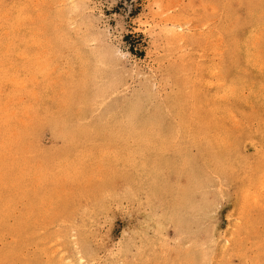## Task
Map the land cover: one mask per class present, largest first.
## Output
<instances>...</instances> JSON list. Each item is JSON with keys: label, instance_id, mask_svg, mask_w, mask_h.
<instances>
[{"label": "rangeland", "instance_id": "1", "mask_svg": "<svg viewBox=\"0 0 264 264\" xmlns=\"http://www.w3.org/2000/svg\"><path fill=\"white\" fill-rule=\"evenodd\" d=\"M0 149V264H264V0H0Z\"/></svg>", "mask_w": 264, "mask_h": 264}, {"label": "bare ground", "instance_id": "2", "mask_svg": "<svg viewBox=\"0 0 264 264\" xmlns=\"http://www.w3.org/2000/svg\"><path fill=\"white\" fill-rule=\"evenodd\" d=\"M47 3H49V2H47ZM15 6H16V5H15ZM256 13H257V11H256ZM246 16H247V15H246ZM248 16L251 17V14L248 15ZM53 17H55V16H53ZM250 17H249V18H250ZM252 17H253V16H252ZM247 18H248V17H247ZM249 18H248V19H249ZM43 19H44V18H43ZM253 20H255V19H253ZM251 21H252V19H251ZM254 23H255V22H254ZM20 25H21V24H20ZM24 25H25V23H24ZM250 27H251V26H250ZM36 32H37V31H36ZM236 34H238V33L236 32ZM6 35H7V34H6ZM230 35H231V34H230ZM230 35H229V36H230ZM23 36H24V35H23ZM231 36H232V35H231ZM15 37H17V36H15ZM56 37H57V36H56ZM11 38H12V37H11ZM8 39H9V38H8ZM16 39H17V38H16ZM26 39H27V37H26ZM31 39H32V38H31ZM239 39H240V38H239ZM24 40H25V38H24ZM238 41H239V40H238ZM240 41H241V39H240ZM5 42H6V41H5ZM10 42H11V40H10ZM14 42H15V41H14ZM25 42H26V41H25ZM22 43H23V42H22ZM41 43H42V42H41ZM235 43H237V42H235ZM238 43H239V42H238ZM18 44H19V43H18ZM42 44H43V43H42ZM51 44H52V43H51ZM46 45H47V43H46ZM46 45H45V46H46ZM48 45H49V44H48ZM236 45H237V44H236ZM238 45H239V44H238ZM238 45H237V46H238ZM13 46H14V45H13ZM252 46H253V45H252ZM50 48H51V47H50ZM69 48H70V47H69ZM237 48H238V47H237ZM238 49H239V48H238ZM9 51H10V50H9ZM46 51H47V50H46ZM51 51H52V50H51ZM236 53H237V52H236ZM236 55H237V54H236ZM80 56H81V55H80ZM237 56H239V53H238ZM42 57H43V56H42ZM46 57H48V56H46ZM232 57H233V56H232ZM82 58H83V57H82ZM239 58L241 59V57H239ZM42 59L44 60L45 57L42 58ZM83 59H84V58H83ZM79 60H81V57H80ZM241 60H242V59H241ZM37 61H38V63H39V59H38ZM242 61H243V60H242ZM242 61H241V62H242ZM45 62H46V61H45ZM82 62H84V60H83ZM33 64H34V63H33ZM41 64H43V62H42ZM36 65H37V64H36ZM36 65H35V67H36ZM43 66H44V65H43ZM243 66H244V65H243ZM80 67H81V66H80ZM46 68H47V67H46ZM49 68H50V67H49ZM41 69H42V67H41ZM41 69H40V70H41ZM40 70H39V71H40ZM232 71H234V70H232ZM47 72H48V71H47ZM78 72H79V71H78ZM86 72H87V71H86ZM229 72L231 73V71H229ZM49 73H50V72H49ZM82 73H83V72H82ZM233 73H234V72H233ZM78 74H81V72H79ZM34 75H35V74H34ZM54 75H55V74H54ZM74 75H76L75 72H74ZM228 75H229V74H228ZM46 76H47V75H46ZM56 76H58V75H56ZM77 76H78V75H77ZM81 76H82V75H81ZM229 76H232V75H229ZM54 77H55V76H54ZM74 77H75V76H74ZM233 78H234V76H233ZM233 78H232V79H233ZM28 79H29V78H28ZM229 79H231V78H229ZM232 79H231V80H232ZM35 80H36V79H35ZM38 80H39V79H38ZM59 80H60V79H59ZM59 80H58V81H59ZM74 80H75V79H74ZM78 80H79V78H78ZM227 80H228V79H227ZM51 81L53 82V80H51ZM51 81H50V82H51ZM39 83H40V81L38 82V86L40 85ZM41 83H42V82H41ZM43 83H44V82H43ZM54 83H55V82H53V84H54ZM58 83H59V82H57V84H58ZM24 84H25V83H24ZM47 84H48V83H47ZM42 85H44V84H42ZM48 85H49V84H48ZM51 85H52V84H51ZM92 85H93V84H92ZM55 86H56V83H55ZM55 86H54V87H55ZM39 87H42V86H39ZM44 87H45V85H44ZM44 87H43V88H44ZM57 87H58V86H57ZM62 87H63V86H61L60 89H62ZM182 87H183V86H182ZM37 88H38V87H37ZM50 88H51V87H50ZM55 88H56V87H55ZM70 88H71V87H70ZM56 89H57V88H56ZM60 89H59V90H60ZM66 89H67V88H66ZM77 89H78V88H77ZM38 90H39V89H38ZM40 90H41V89H40ZM45 90H46V89H45ZM57 90H58V89H57ZM57 90H56V91H57ZM59 90H58V91H59ZM60 91H61V90H60ZM65 91H66V90H65ZM85 91H86V90H85ZM62 92H64V91L62 90ZM58 93H60V92H58ZM36 94H37V93H36ZM60 94H61V93H60ZM62 94L64 95L65 93H62ZM98 94H99V93H98ZM221 94H222V93H221ZM51 95H52V94H51ZM57 95H58V94H57ZM65 95H66V94H65ZM65 95H64V96H65ZM38 96H39V94H38ZM49 96H50V95H49ZM55 96H56V95H55ZM58 96L61 97L62 95H58ZM59 97H57V98H59ZM41 98H43V97H41ZM41 98H40V100H41ZM61 98H62V97H61ZM44 99H46V96L43 98V100H44ZM68 99H69V98H68ZM76 99H78L77 96H76ZM36 100H37V99H36ZM53 100H55V99H53ZM60 100H61V99H60ZM62 100H63V99H62ZM64 100L66 101V99H64ZM99 100H100V99H99ZM102 100H103V99H101V101H102ZM50 101H51V100H50ZM58 101H59V100H56V103H57ZM78 101H79V100H78ZM85 101H86V100H85ZM96 101H97V100H96ZM41 102H43V101H41ZM53 102H54V101H53ZM75 102H76V101H75ZM51 103H52V102H51ZM59 103H60V101L58 102V104H59ZM65 103H68V102L66 101ZM77 103L79 104V102H77ZM44 104H46V103H44ZM74 104H75V103H74ZM62 105H64V103H63ZM62 105H61V103H60V106H61V107H63ZM82 105H83V104H82ZM159 105H160V104H159ZM163 105H164V104H163ZM56 106H58V105H56ZM175 106H176V105H175ZM214 106H215V105H214ZM32 107H35V106H32ZM40 107H42V104H41ZM48 107H49V106H47L46 108L48 109ZM61 107H60L59 109H61ZM78 107H79V106H78ZM171 107H172V106H171ZM171 107L169 108V110L171 109ZM190 107H191V106H190ZM55 108H57V107H55ZM74 108H75V107H74ZM81 108H82V106H80V109H81ZM83 108H84V107H83ZM37 109H38V108H37ZM44 109H45V107H44ZM47 109H45V110H46L45 112H47ZM64 109H66V108H64ZM161 109H162V108H161ZM189 109H190V108H189ZM41 110H43V109H41ZM41 110H40V111H41ZM49 110H50V109H49ZM132 110H133V108H132ZM136 110H137V109H136ZM136 110H135V111H136ZM169 110H168V111H169ZM53 111H54V114L57 112V110H53ZM76 111H78V110H76ZM80 111H81V110H80ZM80 111H78V114H79ZM176 111H177V110H176ZM60 112H63V111H60ZM128 112H129V109H128ZM131 112H132V111H131ZM4 113H6V112H4ZM36 113H37V112H36ZM125 113H126V112H125ZM194 113H195V112H194ZM73 114H75V111H74ZM112 114H113V113H112ZM133 114H134V113H133ZM139 114H140V113H139ZM47 115H48V114H47ZM135 115H136V114H135ZM170 115H171V114H170ZM192 115H193V114H192ZM195 115H196V114H195ZM56 116H57V115H56ZM60 116H61V115H60ZM132 116H133V115H132ZM175 116H176V115H175ZM3 117H4V116H3ZM52 117H53V116H52ZM126 117H127V116H126ZM128 117H129V116H128ZM135 117H137V115H136ZM135 117H134V118H135ZM180 117H181V116H180ZM188 117H189V116H188ZM131 118H132V117H131ZM2 119H3V118H2ZM13 119H14V118H13ZM78 119H79V118H78ZM123 119H124V117H123ZM129 119H130V118H129ZM112 120H113V119H112ZM133 120H134V119H133ZM199 120H200V119H199ZM199 120H198V121H199ZM8 121H9V120H8ZM76 121H77V118H76ZM80 121H81V119H80ZM114 121H115V120H114ZM124 121H125V120H124ZM128 121H129V120H128ZM128 121H127V122H128ZM27 122H28V121H27ZM104 122H105V121H104ZM190 122H191V121H190ZM16 123H17V122H16ZM23 123H24V122H23ZM76 123H77V122H76ZM76 123H75V126H76ZM121 123H122V122H121ZM172 123H173V122H172ZM244 123H245V122H244ZM81 124H82V123H81ZM173 124H174V123H173ZM199 124H201V123H199ZM203 124H204V123H203ZM120 125H121V124H120ZM147 125H148V124H147ZM177 125H178V124H177ZM93 126H94V125H93ZM93 126H92V127H93ZM100 126H101V125H100ZM123 126H125V125H123ZM192 126H193V125H192ZM15 127H16V126H15ZM18 127H19V126H18ZM58 127H60V125H59ZM77 127H78V126H77ZM77 127H76V128H77ZM176 127H177V126H176ZM179 127H180V126H179ZM21 128H22V127H21ZM30 128H31V127H30ZM120 128H121V127H120ZM189 128H190V127H189ZM216 128L218 129V127H216ZM4 129H5V128H4ZM18 129H20V128H18ZM92 129H93V128H92ZM92 129H91V130H92ZM117 129H118V127H117ZM117 129H116V130H117ZM214 129H215V128H214ZM74 130H76V129H74ZM12 131H13V130H12ZM84 131H85V130H84ZM86 131L89 132V130H86ZM132 131H133V130H132ZM141 131H142V130H141ZM149 131H150V130H149ZM208 131H209V130H208ZM214 131H216V129H215ZM218 131H219V130H218ZM260 131H261V130H260ZM75 132H76V131H75ZM81 132L83 133V131H81ZM106 132H107V131H106ZM126 132H127V131H126ZM137 132H138V131H137ZM145 132H146V131H145ZM195 132H196V131H195ZM200 132H201V131H200ZM9 133H10V132H9ZM78 133H79V132H78ZM86 133H87V132H86ZM161 133H162V132H161ZM161 133H160V135H161ZM7 134H8V133H7ZM26 134H27V131H26ZM134 134H135V133H134ZM218 134H219V133H218ZM218 134H217V135H218ZM125 135H127V134L125 133ZM131 135H132V134H131ZM170 135H171V134H170ZM182 135H183V134H182ZM201 135H202V134H201ZM219 135H220V134H219ZM135 136H136V135H135ZM176 136H177V135H176ZM191 136H192V135H191ZM199 136H200V135H199ZM221 136H222V135H221ZM8 137H9V136H8ZM13 137H14V136H13ZM13 137H12V138H13ZM82 137H83V136H82ZM82 137H81V139H83ZM160 137H161V136H160ZM178 137H179V136H178ZM184 137H185V136H184ZM196 137H197V136H196ZM241 137H242V136H241ZM241 137H240V138H241ZM136 138H137V137H136ZM138 138H139V137H138ZM138 138H137V139H138ZM148 138H150V137H148ZM168 138H169V137H168ZM192 138H193V137H192ZM216 138H217V137H216ZM221 138H223V137H221ZM226 138H227V136H226ZM240 138H238V139L240 140ZM242 138H243V137H242ZM159 139H160V138H159ZM187 139H188V138H187ZM190 139H191V138H190ZM32 140H33V139H32ZM69 140H70V139H69ZM139 140H141V139H138V141H139ZM155 140H156V139H155ZM155 140H154V141H155ZM160 140H161V139H160ZM180 140H181V139H180ZM183 140H184V138H183ZM220 140H221V139H220ZM227 140H228V139H227ZM234 140H235V139H234ZM234 140H233V141H234ZM239 140H238V141H239ZM243 140H245V138H244ZM246 140H247V139H246ZM246 140H245V141H246ZM6 141H7V140H6ZM6 141H5V142H6ZM9 141H10V140H9ZM9 141H8V142H9ZM14 141H15V140H14ZM71 141H72V140H71ZM156 141H157V140H156ZM228 141H229V140H228ZM240 141H241V140H240ZM249 141H250V140H249ZM157 142H158V141H157ZM183 142H184V141H183ZM186 142H187V141H186ZM195 142H196V141H195ZM221 142H223V141H221ZM69 143H70V142H69ZM138 143H139V142H138ZM165 143H166V142H165ZM218 143H219V142H217V144H218ZM232 143H233V142H232ZM235 143H237V142H235ZM158 144H159V143H158ZM215 144H216V143H215ZM233 144H234V143H233ZM30 145H31V144H30ZM80 145H81V144H80ZM87 145H88V144H87ZM154 145H155V144H154ZM194 145H195V144H194ZM205 145H206V144H205ZM208 145H209V144H208ZM210 145H211V144H210ZM219 145H220V144H218V146H219ZM225 145H227V144H224L223 146H225ZM141 146H142V145H141ZM145 146H146V145H145ZM156 146H159V145H156ZM171 146H172V145H171ZM185 146H186V145H185ZM185 146H184V147H185ZM229 146H230V145H229ZM229 146H228V147H229ZM237 146H238V145H237ZM132 147H133V146H132ZM161 147H163V146H161ZM174 147H175V146H174ZM187 147H188V146H187ZM192 147H193V145H192ZM202 147H203V146H202ZM205 147H206V146H205ZM228 147H227L226 149H228ZM7 148H8V147H7ZM169 148H170V147H169ZM207 148H208V147H207ZM219 148H220V147H219ZM222 148H224V147H222ZM230 148H231V146H230ZM170 149H171V148H170ZM170 149H169V151H170ZM179 149H180V148H179ZM181 149H182V147H181ZM204 149H205V148H204ZM208 149H209V148H208ZM232 149H233V148H232ZM232 149H231V150H232ZM0 150H1V149H0ZM159 150H160V149H159ZM163 150H164V149H163ZM222 150H223V149H222ZM222 150H218V151H219V152H222ZM35 151H36V150H35ZM144 151H145V150H144ZM151 151H152V150H151ZM186 151H187V150H186ZM205 151H207V149H206ZM205 151H204V152H205ZM224 151H225V149H224ZM138 152H139V151H138ZM141 152H142V150H141ZM145 152H146V151H145ZM165 152H166V151H165ZM207 152H208V151H207ZM207 152H206V153H207ZM209 152H211V151H209ZM226 152H227V151H226ZM226 152H224V153H226ZM235 152H236V151H235ZM162 153L164 154V151H163ZM167 153H168V151H167ZM170 153H171V152H170ZM212 153H213V152H212ZM127 154H128V153H127ZM165 154H166V153H165ZM132 155H133V153L131 154L130 158H133ZM137 155H138V154H137ZM166 155H167V154H166ZM228 155H229V154H228ZM230 155H231V154H230ZM21 156H22V155H21ZM86 156H87V155H86ZM163 156H165V155H163ZM12 157H13V156H12ZM12 157H11V158H12ZM83 157H84V156H83ZM160 157H161V156H160ZM160 157H159V158H160ZM205 157H206V156H205ZM239 157H240V156H239ZM3 158H4V157H3ZM3 158H2V159H3ZM9 158H10V157H9ZM130 158H129V159H130ZM155 158H156V157H155ZM200 158H201V157H200ZM228 158H229V157H228ZM237 158H238V157H237ZM24 159H25V158H24ZM79 159H80V158H79ZM119 159H122V158H119ZM119 159H118V161H120ZM137 159H138V158H137ZM145 159H146V158H145ZM241 159H242V158H240V161H241ZM20 160H21V159H20ZM74 160H75V159H74ZM125 160H127V159H125ZM132 160L135 161V158L132 159ZM211 160H212V159H211ZM226 160H227V159H226ZM242 160H243V159H242ZM11 161H12V160H11ZM75 161H76V160H75ZM75 161H74V162H75ZM82 161H83V160H82ZM121 161H122V160H121ZM134 161H133V163L136 164V162H134ZM236 161H239V160H236ZM116 162H117V161H116ZM116 162H115V163H116ZM126 162L129 163L130 160H129V161H126ZM126 162H124V163H126ZM178 162H179V161H178ZM233 162H234V161H233ZM233 162H231V164H232ZM9 163H11V162H9ZM12 163H13V161H12ZM69 163H70V162H69ZM120 163L123 164V161L120 162ZM131 163H132V162H131ZM133 163H132V164H133ZM214 163H215V162H214ZM227 163H228V162H227ZM236 163H238V162H236ZM14 164H15V163H14ZM87 164H88V163H87ZM129 164H130V163H129ZM132 164H130V166H131ZM194 164H195V163H194ZM225 164H226V163H225ZM231 164H230V165H231ZM20 165H21V164H20ZM91 165H92V164H91ZM133 165H134V164H133ZM133 165H132V167H133ZM205 165H206V164H205ZM232 165H233V164H232ZM237 165H238V164H237ZM71 166H72V165H71ZM121 166H122V165H121ZM121 166H119V167H121ZM125 166H126V165H125ZM135 166H137V165H135ZM135 166H134V167H135ZM141 166H142V165H141ZM164 166H165V165H164ZM171 166H172V165H171ZM203 166H204V165H203ZM239 166H240V165H239ZM68 167H69V166H68ZM68 167H67V168H68ZM89 167H90V166H89ZM128 167H129V166H128ZM143 167H144V166H143ZM153 167H154V165H153ZM229 167H230V166H229ZM237 167H238V166H237ZM237 167H236V168H237ZM249 167H250V166H249ZM3 168H4V167H3ZM5 168H6V167H5ZM74 168H76V167H74ZM136 168H137V167H136ZM138 168H140V167H138ZM138 168H137V169H138ZM155 168H156V166H155ZM176 168H177V167H176ZM184 168H185V167H184ZM0 169H1V168H0ZM59 169H61V168H59ZM64 169H65V168H64ZM77 169H78V167H77ZM124 169H125V168H124ZM134 169H135V168H133V170H134ZM145 169H146V168H145ZM145 169H143V170H145ZM152 169H153V168H152ZM165 169H166V168H165ZM227 169H228V168H227ZM23 170H24V169H23ZM125 170H126V169H125ZM155 170H156V169H155ZM250 170H251V169H250ZM258 170L261 171L260 168H259ZM62 171H63V172H61V173H65L64 170H62ZM71 171H72V170H71ZM80 171H81V170H80ZM83 171H84V170H83ZM134 171H135V170H134ZM136 171H137V170H136ZM146 171H147V172H146ZM148 171H149V170L146 169V170L143 171V172L149 173ZM152 171H153V170H152ZM163 171H164V170H163ZM260 171H259V173H260ZM58 172H59V171H58ZM140 172H141V171H139V173H140ZM154 172H155V171H154ZM159 172H160V171H159ZM59 173H60V172H59ZM146 173H145V174H146ZM156 173H157V172H156ZM164 173H165V172H164ZM181 173H182V172H181ZM239 173H240V172H239ZM239 173H238V174H239ZM259 173H258V171H257V174H259ZM16 174H17V173H16ZM20 174H21V173H20ZM143 174H144V173H143ZM150 174H151V173H150ZM150 174H148V175H150ZM225 174H226V172H225ZM254 174H255V173H254ZM62 175H63V174H62ZM70 175H71V174H70ZM77 175H78V174H77ZM79 175H80V174H79ZM81 175H82V174H81ZM151 175H152V174H151ZM172 175H173V174H172ZM240 175H241V174H240ZM60 176H61V175H60ZM145 176H146V175H145ZM53 177H55V175H54ZM72 177H73V176H72ZM78 177H79V176H78ZM142 177H143V176H142ZM13 178H14V177H13ZM69 178H70V177H69ZM76 178H77V177H76ZM137 178H138V177H137ZM144 178H145V177H144ZM146 178H147V177H146ZM146 178H145V180H146ZM244 178H245V177H244ZM5 179H6V178H5ZM31 179H32V177H31ZM61 179H62V178H61ZM121 179H122V178H121ZM159 179H160V178H159ZM246 179H247V178H246ZM72 180H73V178H72ZM79 180H80V179H79ZM129 180H130V179H129ZM138 180H139V178H138ZM140 180H141V178H140ZM147 180H148V179H147ZM15 181H16V180H15ZM15 181H14V182H15ZM55 181H56V180H55ZM58 181H59V180H58ZM67 181H68V180H67ZM67 181H65V182H67ZM70 181H71V180H70ZM76 181H77V180H76ZM137 182H138V181H137ZM140 182H141V181H140ZM157 182H158V181H157ZM61 183H62V182H61ZM142 183H143V182H142ZM145 183H146V182H145ZM145 183H143V184L145 185ZM150 183H151V182H150ZM150 183H149V184H150ZM14 184H16V183H14ZM39 184H40V183H39ZM55 184H56V183H55ZM76 184H77V183H76ZM197 184H198V183H197ZM10 185H11V184H10ZM12 185H13V184H12ZM37 185H38V184H37ZM73 185H74V184H73ZM79 185H80V184H79ZM81 185H82V184H81ZM138 185H139V184H138ZM146 185H147V184H146ZM153 185H154V184H153ZM255 185H256V184H255ZM60 186H62V185H60ZM60 186H59V187H60ZM86 186H87V185H86ZM151 186H152V184H151ZM247 186H248V185H247ZM4 187H5V185H4ZM4 187H3V188H4ZM35 187H36V186H35ZM94 187H95V186H94ZM142 187H143V186H142ZM183 187H184V186H183ZM251 187H253V186H251ZM251 187H250V188H251ZM11 188H12V186H11ZM39 188H40V187H39ZM39 188H38V189H39ZM46 188H47V187H46ZM90 188H91V187H90ZM158 188H159V187H158ZM250 188H248V189H250ZM4 189H5V188H4ZM12 189H13V188H12ZM23 189H24V188H23ZM73 189H74V188H73ZM97 189H98V188H97ZM252 189H253V188H252ZM29 190H30V189H29ZM61 190H63V189H61ZM27 191H28V190H27ZM53 191H54V190H53ZM93 191H94V190H93ZM96 191H97V190H96ZM10 192H11V191H10ZM32 192H33V191H32ZM66 192H67V191H66ZM82 192L84 193V191H82ZM166 192H167V191H166ZM251 192H252V191H251ZM20 193H21V192H20ZM34 193H35V192H34ZM44 193H45V192H44ZM44 193H43V194H44ZM64 193H65V192H64ZM69 193H70V192H69ZM155 193H157V192H155ZM162 193H163V192H162ZM32 194H33V193H32ZM35 194H36V193H35ZM65 194H66V193H65ZM111 194H112V193H111ZM6 195H7V193H6ZM11 195H14V193L11 194ZM56 195H57V194H56ZM61 195L63 196L62 193H61ZM29 196H30V195H29ZM33 196H34V195H33ZM57 196H59V195H57ZM90 196H91V195H90ZM155 196H156V195H155ZM27 197H28V196H27ZM64 197H65V195H64ZM84 197H85V196H84ZM107 197H108V196H107ZM171 197H172V195H171ZM175 197H176V196H175ZM178 197H180V196H178ZM38 198H39V197H38ZM46 198H47V197H46ZM61 198H62V197H61ZM61 198H60V200H61ZM76 198H77V197H76ZM86 198H87V197H86ZM92 198H93V197H92ZM55 199H56V198H55ZM57 199H58V198H57ZM57 199H56V200H57ZM66 199H67V198H66ZM77 199H78V198H77ZM164 200H165V199H164ZM170 200H171V199H170ZM9 201H10V200H9ZM176 201H177V200H176ZM180 201H181V200H180ZM1 202H2V201H1ZM47 202H48V201H47ZM55 202H56V201H55ZM5 203H6V202H5ZM58 203H59V202H58ZM102 203H103V202H102ZM173 203H174V202H173ZM54 204H55V203H54ZM83 204H84V203H83ZM164 204H165V203H164ZM176 204H177V203H176ZM1 205H2V204H1ZM81 205H82V204H81ZM104 205H105V204H104ZM178 205H179V204H178ZM30 206H32V205H30ZM91 206H92V205H91ZM9 207H10V206H9ZM173 207H174V206H173ZM0 208H1V207H0ZM22 208H23V207H22ZM25 208H26V207H25ZM81 208H83V207H81ZM87 208H88V207H87ZM89 208H90V207H89ZM89 208H88V209H89ZM33 209H35V208L33 207ZM51 209H52V207H51ZM103 209H104V208H103ZM8 210H9V209H8ZM25 210H27V209H25ZM53 210H54V207H53ZM83 210H84V209H83ZM101 210H102V209H101ZM2 211H3V210H2ZM71 211H72V210H71ZM40 212H41V211H40ZM52 212H53V211H52ZM42 213H43V212H42ZM72 213H73V212H72ZM22 214H23V213H22ZM40 214H41V213H40ZM43 214H44V213H43ZM43 214H42V215H43ZM88 214H89V213H88ZM24 215H25V214H24ZM78 215H79V214H78ZM2 216H3V215H2ZM26 216L28 217V215H26ZM36 216H37V215H36ZM84 217H85V216H84ZM4 219H5V218H4ZM35 219H36V217H35ZM37 219H38V218H37ZM44 220H45V219H44ZM85 220H86V219H85ZM33 221H35V220H33ZM37 221H39V220H37ZM0 222H1V221H0ZM15 222H16V221H15ZM14 225H15V224H14ZM35 225H36V224H35ZM5 226H6V225H5ZM35 227H36V226H35ZM36 228H37V227H36ZM29 241H30V240H29Z\"/></svg>", "mask_w": 264, "mask_h": 264}]
</instances>
